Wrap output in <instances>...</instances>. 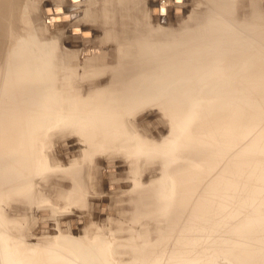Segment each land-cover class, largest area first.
<instances>
[{"label": "rangeland", "instance_id": "obj_1", "mask_svg": "<svg viewBox=\"0 0 264 264\" xmlns=\"http://www.w3.org/2000/svg\"><path fill=\"white\" fill-rule=\"evenodd\" d=\"M59 1L65 6L67 13H64L63 9L60 10V6L51 5ZM91 1L93 2V0H81L78 4H70L67 0H13L10 1V8H13L8 10L9 13L3 12L0 16V18H4L5 16L11 17L10 20H6L5 18L4 27L0 29V113H5V116L1 117V121L4 122V125H2L3 122L0 121V171L3 173V167L7 165L13 173L15 172L14 175H16L13 181H4L3 177H0V231L6 235L5 238H7L8 248H14L13 250L10 248L12 251L9 250L7 246H5V242L4 247L7 250L5 249L4 252L7 251L9 255V251L12 252V255L16 256V264H21V260L22 264H25L24 259L27 257V260L34 259L36 258L35 256H37V259H40L38 257L44 258V256L47 258L49 256L48 252L54 253L57 249L61 252L59 253L60 256L62 255L64 256L62 258H65V262L61 259L59 260V264H110L108 262L109 259L105 258V256L100 257L96 252H90L92 251L91 244L93 243H107L109 246H105H107L106 251L110 259L113 260L114 263L117 261L120 262V264H125L126 258H130L132 254L138 253L141 255L143 253V245L148 246V248L155 246L156 249L159 250V247H163L165 244L164 250L160 249L165 252L167 250L166 245H169V241H167L168 233L166 235L164 234V228L168 227L167 223L169 220L173 222L177 220L183 222L186 220L185 218L188 217L186 207L177 205L180 193L175 184L177 180L173 178V174L169 173L168 176H171V178H168V180L170 179L169 181L172 182L175 180L171 184H168L167 177H165L166 180L162 182L160 188L156 186L155 182L161 177L168 175L167 170L170 169L169 165L172 167L171 165L175 164V167L179 163L186 164V160L188 159L181 156L173 157L172 159L169 156L170 154H168L171 159L166 161V163H168L166 164L160 158L161 155L158 152L137 155L135 150H133L134 141L125 136L120 137L121 139L115 140L114 142L113 140H111V142L94 141L91 138L81 136L80 132L71 124L72 118L70 115L73 114L74 111L75 113H80L79 108L82 112H86L89 115L92 114V111L96 112L100 109L105 110V108H103L105 105L99 103V101L104 98V93L96 96V94L91 92V90L94 91L92 88L94 87L93 79L104 77L107 73L106 70H113V67L120 69L126 64L132 67L131 63L134 57L129 52L124 54L123 51L127 45L124 44L123 40H117L116 38L118 36L116 29H118V26H121L122 21H119L117 26L115 23L111 24L115 27L113 33H105L110 24L103 23V19L96 16L99 13L100 16H102L101 12L98 10H96L99 12L97 14L93 12L96 8H99L103 0H96L99 5L96 7L90 5ZM110 1L116 0H109V2ZM118 1L119 0H117V2ZM160 1H162V4L159 5L160 7L165 5L163 0H123L132 13H134V11L137 13L136 16L140 24V29H144L145 33H141L146 36L144 35V38H139L140 40H137V42H145L153 35V38L160 41L161 46L163 45L165 49H167L166 47L168 44L172 45L173 50L162 51L160 49L156 51V54L159 55L156 56L159 58L156 62L160 63V61H162L161 66L170 63L171 53L178 50V46L183 48L182 42L185 40L188 41L187 46L190 45V47L186 49L184 56L182 54V61L177 62L183 63V60L184 62L189 61L191 65L188 70H191L190 72L193 73V70L197 68L196 66L199 67V61L209 66L211 63L207 64L206 61L211 60L212 56L217 53L212 49V47H215L217 41V37L214 34L215 30L211 27L216 23L214 21L216 20L217 23L221 21L222 25L224 24L223 26L229 28L228 30H224L223 33L229 30H233L232 32L235 31V34L229 35V37L221 40L230 43L232 47L235 46L234 50L236 48L240 50L241 48L242 52L240 51L234 60L235 65H230V70H228L229 73L223 72V77H221V75L213 78V82L209 76L203 77L200 80L202 85H205L206 88L213 86L214 82L218 83L219 80H223V85L227 87L228 84L229 87L231 84L237 86L234 92L235 96L237 95V103L234 104L236 108V118L234 122V127L236 128L234 135L237 140L236 157L238 163H241L239 174L235 180L237 183L238 196L234 210H229L228 208L232 203L224 205L217 204L216 202L210 203L211 211L207 216L213 223L209 224L207 227V233L210 235V233L215 232V228L219 227L218 224L222 222V219L218 221V218L227 219L225 222L230 220L237 221L236 227L242 228L244 225L246 226V223H248L250 219L254 220L256 217L260 219V216H263L261 220L257 218L258 220L256 221L255 219L254 221L260 225H264V193L261 194L264 192V0H184L183 13L180 7H173L172 10L169 9L168 13H166L162 8L156 9V6L154 8L152 7V14L155 13L153 11L158 10L160 16H154L157 15L156 13L150 16L148 7ZM174 1L181 2L182 0H172L168 3ZM7 2L8 0H5V5H7ZM215 2L217 3L216 5H218L219 2H225L223 4L228 10L223 6L224 9L221 7V10L226 12L221 11L217 8L219 6H216ZM86 3L88 4L87 6ZM113 3L115 4L116 2ZM43 4H47L44 6L43 10L44 15L48 17L42 14L41 6ZM84 8L87 10L85 11ZM214 9L218 12H215ZM86 12H88V14L85 16ZM176 12L178 14L180 13L179 16L174 14ZM70 14L72 18L71 21H69ZM212 15H216L218 19H215L216 16L214 18ZM94 17L97 20L96 25L94 24L97 26L96 28L92 25L95 23V21H93V19H95ZM57 18L61 22L69 21V23L63 24V26L62 24L55 23L54 25L53 22H49L50 19L58 22ZM224 22L229 24V26L225 25ZM76 23L83 28H89L90 26L91 29L89 30L91 32L88 29L80 31V28L76 30V27H70L71 24ZM68 29L72 32H69ZM3 30H6L5 34L1 33ZM77 32L86 35L89 34V37L94 35V37L93 39L82 40V38L77 35ZM201 35L203 38L201 39L203 45L198 43V47L200 46L199 48H191V45L196 42L195 40ZM232 36H234L236 40H234ZM229 38L233 40V42H229ZM226 39L227 41H225ZM141 40L143 41L141 42ZM21 42L25 43L22 48L26 55H32L43 48L49 50L48 54L42 52L37 54L36 58L40 59L43 65L51 67L57 77V83L59 82L58 85L61 81V85L64 82L63 85L65 88H63L62 85V87L58 86L59 89H57L63 91V95L66 99L63 101L48 102L42 105L38 102H31L28 96L22 97V92H20L21 89L17 85L12 86V90L7 93L4 92L6 84L8 83V78L11 76L9 70L13 69L11 66V50L18 44H21ZM86 43L87 45H85ZM102 45L106 48H101ZM26 46L28 48H26ZM37 47H39V50ZM97 47H99L100 50L102 49L100 54L99 48L96 51ZM90 48H92L91 52L94 50L92 52L94 54L99 51L97 53L99 55L96 56V54L94 56L95 58L89 56L88 53ZM130 48L133 49V46H130ZM245 48H247L246 52ZM234 50H230L227 54L232 56L231 54L236 53ZM88 57H90L89 60ZM117 57L121 58L119 63L115 62ZM176 57L180 59L177 55ZM91 58H93V60ZM196 59L198 60L195 61ZM227 60L228 59L223 56L220 63L223 64L225 62L226 64ZM105 61H109L106 67L102 64V62ZM204 73L208 75L207 72ZM12 74L14 73L12 72ZM37 75H41V72H37L35 76ZM225 77L227 80H233L229 82ZM82 78H84V81ZM105 78L107 77L105 76ZM88 79L90 81H88ZM214 79L216 80L214 81ZM225 81H227V84ZM71 82L72 85H70ZM76 85L78 87H76ZM83 85L88 88V90ZM73 87H76V89ZM206 88L201 87L200 90L202 91H200L197 96V98H200L197 100L195 99V101L192 100V106L195 107L198 101H200L199 104L201 103L204 105L202 106L204 110L200 115H191L192 120H190V123H197L198 121L208 122L214 115L229 118V114H221L223 110L219 108L222 103V96H217L216 100L213 102L212 96L214 93H208L209 90ZM85 91L87 94H84ZM202 93L206 94L204 98H202ZM77 94L83 95L82 97L78 95V97ZM105 94L107 96L109 93ZM224 94L226 95L225 92ZM35 95L38 100L43 98V94L40 92ZM111 97L112 95L108 97L112 102H110V104H116L113 103L114 100L112 101ZM81 99H86V103H96V106L94 104L95 107L93 105L84 106L85 102H81ZM41 102L43 103V101ZM227 105L228 108L231 107V105ZM74 106L77 107L75 108ZM116 107L115 109H117ZM139 109L146 113L139 115L140 117H137V120L140 122V120H143L146 116L149 117V123H143L141 126L144 127L138 126L140 129H143V132H137L134 137L136 141H144L147 144L155 143L160 145L162 142V144H165V140H169L172 136V125L167 112L164 111L162 106H158L151 101L142 103ZM15 112L21 113L18 125L23 128L26 121L31 118V116H34L32 120L34 125L32 123L33 126H26V128L30 127L29 130L31 134L29 137L19 128L12 130L11 128H14L13 125L8 126L9 122L5 121L8 117V113L13 114ZM161 114L165 118H163L165 121L168 120L167 122L162 120ZM156 118H161L159 120L160 123H158ZM161 120L164 121L166 125L164 123H162V125ZM145 124L148 125L146 126ZM246 127L250 129L248 130ZM148 132L150 135L146 134ZM64 137L67 138V142L63 139L60 141L58 140ZM209 139L213 142L209 141ZM216 139V136L210 137L208 134L204 139L206 141H204L206 149H212L214 147L210 151L206 150V157L212 163L219 159L217 157L223 156L221 154L223 151L220 149V145ZM97 142L101 143L97 144ZM123 144H128V147H125ZM17 147H20L22 150L21 160H18L20 158L14 157L13 155L20 153ZM57 148H61L60 151H58ZM180 152L182 151L178 150L177 154H180ZM108 157L114 158L109 161L105 160ZM70 158H72V160H70ZM35 161H39L43 166L40 167ZM103 166H105V171L110 175H103ZM192 168L196 169V166ZM216 168V163H213L212 166L207 163L204 165L206 175L204 177L205 185H209L208 187L210 188L212 185V177L214 178L217 177V175H221ZM72 169L80 171L78 173L79 176L69 177L66 175L67 171L73 172L74 170ZM247 170H249L248 173H246ZM194 171H197V169ZM113 179L116 181L115 183H108ZM222 180L224 181L223 178ZM218 184L220 185L221 182L219 181ZM175 185L177 189H175ZM169 186L172 188V191ZM252 187H254V189ZM73 188L75 190H71ZM79 190L81 193H78ZM69 191L70 193L68 194ZM253 191L254 195H252ZM210 192L212 193L213 191ZM74 194H76L75 198L73 197ZM68 195H71L70 198ZM262 195L263 197H261ZM66 196H68V198ZM175 201H177V203ZM169 203L172 204L171 207ZM255 203L257 204L255 205ZM253 204L255 206H253ZM176 207L180 208L176 209ZM37 208L38 211L36 210ZM172 209H176L172 211L176 212L173 214V217L171 216L172 213H170ZM52 211H54V213ZM46 216L48 222H42V218L46 219ZM119 216L121 217L119 218ZM115 218L118 219L115 220ZM123 218L126 220L124 221ZM118 220H120L119 223ZM115 221H117V223H115ZM66 222H68L69 225L68 223L66 224ZM122 223L125 228H121ZM127 223L129 224L128 226ZM242 223H244V225H242ZM257 223L256 226H258ZM115 225L120 229L117 230ZM110 227H112V230ZM225 228H229L228 225L225 226ZM249 231L250 234L246 233L245 235H241L237 243L233 246L229 238L224 237V233L222 235H216V237L218 236V242H221L222 246H215L217 242L215 241V236L212 234V237L208 238L206 240L207 242L204 243V248L201 252L202 255L194 258L196 259L194 264H220V260L221 264H236L237 262H241V260H236L232 257L233 255L230 251H232L234 247L238 250L251 248L252 229ZM135 241L138 246L136 248L132 246ZM263 245L264 241L255 243V246H257V248L259 247V250H264V248L260 249ZM0 251L3 252L1 243ZM15 251L26 253L24 255L23 253H18L21 257L23 256L21 258L18 257L19 255L16 254ZM211 253L213 255H211ZM263 253L262 257L259 256L262 261L259 260L256 263H252L251 259L250 264H264ZM225 254H227V256ZM24 256L27 257L25 258ZM228 257L229 260L235 259L236 261L233 260L235 261L233 262L230 260L231 263L228 261ZM120 259L124 260L119 261Z\"/></svg>", "mask_w": 264, "mask_h": 264}, {"label": "bare ground", "instance_id": "obj_2", "mask_svg": "<svg viewBox=\"0 0 264 264\" xmlns=\"http://www.w3.org/2000/svg\"><path fill=\"white\" fill-rule=\"evenodd\" d=\"M10 1H13V0H8L7 5H5V0H0V16L3 14V12L9 13L8 10L13 8V7L10 8L11 7ZM67 1L70 4H78L79 2H81V0H77V1L67 0ZM170 1H172V0H163V3L165 5H162L161 7L159 5L162 4V1H160L156 4L150 5L148 7L149 15L151 16V15L156 13L157 15H154V16H158V17L160 16L159 15L160 13L158 12V10L153 11L155 13L152 14V7L154 8L156 6H157L156 9L162 8V10L164 9V11H166V13H168L169 9L172 10L173 7H177V8L180 7V9L183 13V9H184L183 8V2H184V0H182L181 2L174 1L176 3H174V2L168 3ZM218 1H217V3H218ZM113 2H116V3L114 4ZM87 3H86V6L88 5ZM217 3L215 2V5ZM221 3L219 2V4L221 6L219 4L216 5V6H219L217 8H219L220 10L222 9L221 7L224 6L223 3H225V2H223L222 4ZM12 5H15V4H12ZM46 5L47 4H43L41 6L43 15H44L43 8ZM51 5L60 6L59 9L60 10L63 9V12L67 13L65 10V6H63L61 1L54 3V4H51ZM90 5L96 7L98 5V2L96 0H93V2L92 1L90 2ZM215 5H214V7H215ZM91 6H90V9H91ZM6 7H7V9H6ZM224 7H223V9H224ZM86 8H88V7H86ZM99 8H96V9L94 8L95 10L94 9H92V10H94L93 12L95 14L101 12L102 16H100V13L97 14L96 16H98L99 18H102L103 23H109L110 24L108 26V30L103 28L104 30H106L105 33H113L115 31V27L112 26L111 24L115 23L117 26L118 22L122 21L121 26H118V29H116V32H118V36L116 38H117V40L118 39L123 40L124 44L127 45L123 51L124 54L129 52L130 54H132V56H134L132 59L133 62L131 63L132 67L128 66L127 64L122 66L120 69L113 67L112 68L113 70H111V69L106 70L107 73L105 76L107 78H105V76H104L102 78L93 79L94 87H92V88L94 89V91L91 90L92 93L96 94V96L99 94H102V93H104V95L106 96L105 93H107V94L109 93L106 97L104 96V98H102L99 101L100 104L105 105V107L103 106V108H105V110L100 109L96 112L92 111V114L89 115L86 112H82L81 109L79 108L80 113H75V111H74L73 114L70 115V117L72 118V121H71L72 123L71 122L70 123L73 124L74 127L80 132L81 136L91 138L94 141H101V142L102 141H105V142L110 141L111 142V140H113V142H114L115 140L121 139L120 137L125 136L126 138H129L132 141H134L133 150H135L137 155H141V154L144 155V154H151L152 152H158L161 155L160 158L164 161V163H166V161H168L171 158L173 159V157L175 158V157L181 156L183 158L188 159V160H186V162L188 164L187 163L186 164L179 163L175 167H174L175 164L171 165L172 167H170V165H169L170 169L167 170L168 175L163 176L160 179L155 181L156 186L158 188H160V186L162 185V182H165L166 179L168 181V184H171L172 182L177 180V182L175 184L178 187V191H179L180 195L178 193L177 194L180 197L178 198L179 200H177L178 203H177V201H175V202L177 203L178 206L181 205V207L182 206L186 207L188 217L185 218L186 220H184L183 222L182 221L180 222L179 220H177L175 222H173L172 220H169V222L167 223L168 227L164 228V234L166 235L168 233V236H167L168 240L167 241H169V243H168L169 245H166L167 250L165 252L160 250V249L164 250L165 244L163 247L160 246L159 250H157L155 246L148 248V246L143 245L142 246L143 253L142 254L140 253L141 255H139L138 253L132 254L130 256V258H126L125 264H194V261H196V259H194V258L202 255L201 252L203 251L204 243L207 242L206 240L208 238L212 237V234L215 236V241L217 242V243H215V246H217V247L222 246L221 245L222 243L218 242V240H217L218 236L216 237V235H219V234L222 235L223 233L225 235L224 236L225 238H229V241H230L231 245L233 246L235 243H237V241L239 240L241 235H245L246 233L250 234V231H249L250 229H252V246H251V248L244 249V250H242V249L238 250L236 247H234V249L230 252L233 255L232 257H234L236 260L237 259L241 260V262H237L238 264H250L251 259H252V263H254V262L256 263L259 260L262 261V259L259 256L262 257V253L264 250H259V247L257 248V246H255V243H259V242L264 241V225L263 224L260 225L254 221L255 219L257 221L259 219L258 217L255 216L256 218L254 220L250 219V221L248 223H246V226L244 225V223H242V225H244V227H242V228L236 227L237 221L230 220L228 222H225L227 219L218 218L217 219L218 221H220L222 219V222L218 224L219 227L215 228L214 229L215 232L210 233V235H208V233H207V227L209 226V224L213 223L210 221V219L207 216V214L211 211V208L209 205L210 203L216 202L217 204H222V205L227 204V203L228 204L232 203L231 206L228 208H229V210H234V206H235V203L237 202V196H238L237 185H236L237 183L235 182V180L239 174V169L241 168L240 167L241 163H238V159L236 157L237 140H236L235 135H234L235 128H236V127H234L235 126L234 122H235V118H236V114H235L236 108H235L234 104L237 103V99H236L237 95L235 96L234 92H235V90H236L235 88L237 86H233L231 84L232 87L231 86L229 87V84H228V87H227L226 85H223L224 84L222 82L223 80L220 81L218 79L219 80V82L217 81L218 83L214 82L213 86L206 88L205 85H202V82L200 80L203 77L209 76L211 78V81H212L213 78L219 77L222 74H224L223 72L229 73L228 70H230V65H235L234 60L236 59V56H238V54L240 53L241 48H240V50H239V48L238 49L236 48L237 50L236 49L234 50L235 46L232 47L230 43H226V42L221 41V40H223V38H227V37H229V35L235 34V31L232 32L233 30L232 31L229 30V31L223 33L224 30H228L229 28L226 26H223L224 24L222 25L221 21L218 20L219 23H217V21L215 20L214 22H216L217 24L215 23L211 27H212V29L215 30L214 34L217 37V41H216L215 47H212V49H214L217 53L214 56H212L211 60L206 61L207 64L211 63L209 66H206V64L204 62L199 61V63H198L199 67L196 66L197 68H195L193 70L194 71V73H193V72H190L191 70L190 71L188 70V68H190V65H191L189 63V61L184 62V60H183V63L177 62V61H182V59H181L182 54L184 56L186 49H188L190 47V45L187 46V44H188L187 40L182 42V44L184 46L183 48L178 46L179 49L174 51V53H171L170 63L165 64V66L164 65L161 66L162 61H160V63L156 62L159 59L158 57H156L158 55V54H156L157 53L156 51H158L160 49L162 51L163 50H173L171 44H168V46L166 47L167 49H165V47L163 45L161 46L160 41H158L157 39H154L153 35H151L150 33L149 34L151 36H150V38H148V40H146L145 42L143 40H141V42L143 41L142 43H140V41L137 42V40H140L141 37H143L145 35V34L142 35V33H141V32H144V29H140V24H139V22L137 20V16H136L137 13L135 11H134V13H132L130 11V9L128 8V5L125 4L123 2V0H119L118 2H117V0L112 1V2L111 1L109 2V0L108 1L103 0L102 4H100ZM217 8H215V9H217ZM90 9H89V11H90ZM215 9H214V11L218 12ZM225 9H226V7H225ZM86 10L87 9H85V11ZM96 10H98L99 12ZM226 10H228V9H226ZM221 11H224V10H221ZM215 12H214V14H215ZM224 12H226V11H224ZM61 14H62V12H61ZM87 14H88V12H86L85 16ZM174 14L179 16L180 13L178 14L176 12ZM4 15H3V17H4ZM215 16H213V17L215 18ZM45 17H48V16H45ZM57 17L59 18L60 16H57ZM88 17H90V16H88ZM5 18H6V20L11 19V17H7V16H5L4 18H0V29L4 27ZM215 19H218V17L216 16ZM52 20L53 19H50L49 22H51V23L53 22L54 25H55V23L65 25L66 23H69V21H71L72 18H71V14H70L69 21H62L61 22L58 19L57 20L58 22H56V21H52ZM93 21H95V23H93L92 25L95 26L96 22H97L96 18L93 19ZM93 21H91V22H93ZM229 24L225 23V25H228V26H229ZM70 27H76L75 28L76 30H78L80 28V31H83L84 29H88V30L91 29L90 26H89V28H83V27L79 26V24H77V23L71 24ZM96 27L97 26H95L94 28H96ZM6 29H7V27H6ZM5 31L3 30L1 33L5 34ZM68 31L72 32L69 29H68ZM74 34H76V33H74ZM152 34H154V33H152ZM77 35L80 38H82V40L93 39V37H94V35L89 37L88 36L89 34L86 35V34H83L81 32H79ZM105 36H106V34H105ZM83 38H85V39H83ZM232 38L234 40H236L234 38V36H232ZM201 39H203L202 35L199 36L197 38V40H195L196 42H194L191 45V48H193V49L199 48L200 46L198 47V43L203 45V42L201 41ZM114 40H116V39H114ZM225 41H227V39ZM231 41L233 42V40H230V38H229V42H231ZM87 43L85 45H87ZM24 44L25 43L21 42V44H18L15 48H13L11 50V53H10V55H11V66L13 67V69L9 70L11 76H10V78H8V83L6 84L5 91L4 90L3 91L5 93H7L8 91L12 90V88H11L12 86L17 85L21 89L20 92H22V95H21L22 97L28 96V98H30L31 102H34V103L38 102V103H41L42 105H44L48 102H57L59 100L63 101L64 99H66L63 95V91L58 90L59 89L58 86L62 87L64 82L61 85L62 81L58 80V81H61L60 84L58 85L59 82L57 83V81H56L57 77L55 76V72L51 69V67L48 65H43L41 63L40 59L36 58L37 54H40L42 52L48 54L49 50H46L43 48L40 51L33 53L32 55H26L24 49L22 48V46ZM232 45H233V43H232ZM92 46H93V44H92ZM130 46H133V49H131ZM160 46H161V48H160ZM104 47L102 45L101 48H104ZM106 47H107V45H106ZM26 48H28V47L26 46ZM38 48L39 47H37V49ZM98 48L99 47H97L96 51L98 50ZM129 48H130V50H129ZM228 49H230L231 51L234 50V51H236V53L234 52L235 54H231L232 56H229L227 54V52H229L230 50H228ZM91 50H92V48L89 49L88 54H89V56L94 57L99 51H100L99 52V54H100L102 49L100 50V48H99V51L97 53L95 52V54L92 53L94 50L92 52H91ZM246 51H247V48H245V52ZM107 53H108V50H107ZM99 54H97L96 56H98ZM150 55H152V56H150ZM176 55L180 59H177ZM223 56L228 59L226 61V64H225V62L223 64L220 63V60L223 58ZM86 57H87V55H86ZM89 58L90 57H88V60H89ZM91 59L93 60V58H91ZM197 60L198 59H196L195 61H197ZM101 61H102V59H101ZM119 61H121V58L117 57L115 62L119 63ZM107 63H109V61L102 62V64L105 65V67H106ZM39 71L41 72V75L35 76V74ZM12 72L14 74H12ZM204 72H207L208 75ZM85 73H83V74H85ZM221 77H223V75ZM83 79L84 78H82V80ZM80 80H81V78H80ZM215 80L216 79H214V81ZM226 80H227V78H226ZM228 80L230 82V80H233V79H228ZM88 81H90V80L88 79ZM227 81H225L226 84H227ZM234 82H235V80H234ZM234 82H232V83H234ZM73 84H75V83H73ZM70 85H72V82ZM77 85H76V87H78ZM73 86H75V85H73ZM76 87H73V88L76 89ZM201 87H204L207 90H209L208 93H214L212 96L213 102L216 100L217 96H222V100H221L222 103L219 106V108L223 110L221 112V114L227 113V114H229V118L219 117L220 115H218V116L214 115L213 118L211 120H209L208 122L198 121L197 123H190V120H192L191 115H194V114L200 115L204 110V108L202 107L204 105H202L201 103L199 104L200 101H198V103H197V105H195V107L192 106V104H191L192 100L195 101V99L197 100L200 98V97L197 98V96H198L199 92L202 91V90H200ZM63 88H65L64 85H63ZM86 89L88 90V88H86ZM39 92L43 94V98L38 100V98L35 97L36 96L35 94H37ZM224 92L226 93V95L224 94ZM85 93L87 94L86 91L84 92V94ZM78 95L79 94H77V96ZM82 95L83 94H80L79 96L82 97ZM110 95H112V97H111L112 99L111 98L110 99L112 101L114 100L115 102L113 101V103H116L118 106L116 104H110L111 101L108 98ZM205 95H206L205 93H202V98H204ZM92 98H93V96H92ZM77 100H78V98H77ZM81 100H82L81 102H85L86 99H81ZM41 101H43V103ZM148 101H151L158 106H162L164 111H166L170 117V121H171V125H172V127H171L172 136L169 140H165L166 141L165 144H162L163 142L161 143L162 145L161 144L158 145L155 143L147 144L144 141L143 142L136 141V139L134 138L136 136L137 132H139V131L143 132V129H140L139 127H144L141 125L145 122H148V120H149V117H146L145 115H144L145 118L143 120H140V122L137 120V117H140L139 115L146 113V112L140 110L139 107L141 106L142 103H145ZM93 104L85 102L84 106H91ZM227 104L231 105V107L228 108ZM80 105H82V104H80ZM94 105L96 106V103ZM77 106H74V107L76 108ZM115 107L117 109H115ZM7 115H8V117L5 119V121L9 122L8 126L13 125L14 128H11L12 130H15L18 128L21 129V131L25 132L24 134H26L29 137V135L31 134L30 130H29L30 127L26 128V126L32 125V123H33L32 120H33L34 116H31V118H29L26 121V123L23 125L24 126V128H23V127H20V125H18L20 117H21V113L15 112L13 114L8 113ZM2 116H5L4 112L0 113V121H1ZM161 116H162V120H164L165 118L163 117L162 114H161ZM156 119L158 120V123H160L159 120L161 118L160 119L156 118ZM164 121H162L161 124L164 123L166 125L165 122H167L168 120H166L165 122ZM1 122H3V121H1ZM187 122H188V124H187ZM2 125H4V122ZM33 125H34V123H33ZM0 127H1V124H0ZM246 128L248 130L250 129L249 127H246ZM153 130H155V129H153ZM146 134H149V132ZM207 134L210 137H215V136L217 137L216 140L220 145V149L223 151L221 153L223 156L217 157L219 159L216 160V162H213V163H216V165H217L216 169L218 170V173L221 174V175H217V177H214V178L212 177L211 188H213V189L208 187L209 185L206 186L205 185L206 183L204 181L205 180L204 177L206 176L204 165L206 163L210 166L213 165V163L210 162L208 160V158L206 157V150L210 151L214 148L213 147L212 149L211 148L209 149L207 146L208 149H206V147L204 145V143L206 141L204 139H205V136ZM149 135H148V137H149ZM62 139L66 140V142H67V138H65V137L58 139V140L60 141ZM206 139H207V137H206ZM19 140H21V139H19ZM209 141H212V140L209 139ZM101 142H97V144L101 143ZM67 146L69 148L68 144H67ZM124 146L128 147V144H125ZM60 149L61 148H57L58 151H60ZM2 150H4V149H2ZM18 150H20V153L19 154L16 153L13 155H14V157L20 158L18 160H21V158H22L21 151L22 150L20 147L18 148ZM133 150H132V152H133ZM178 150L182 151V152H180V154H177ZM70 153H71V151H70ZM168 154H170L169 156L171 158L168 156ZM113 158L114 157H108L105 160L109 161L110 159L113 160ZM70 160H72V158H70ZM39 161L38 162L35 161V163L37 165H40V167L43 166L42 163H39ZM104 161H103V163H104ZM208 161H209V163H208ZM11 164H12V162H11ZM166 164H168V163H166ZM194 166H196L197 171H194L196 169L192 168ZM104 167L105 166H103V171H102L103 175H110L109 173H107L105 171ZM3 168H4L3 173H1L2 171H0V177H3L4 181H8V180L13 181V178L16 176V175H14L15 172L13 173V171H11L10 167H8L7 165L4 166ZM72 170H74V169H72ZM79 172L80 171H77V170L76 171L74 170L73 172L67 171L66 175H68L69 177L70 176H72V177L76 176L77 177V176H79V174H78ZM248 172H249V170L246 171V173H248ZM169 173L173 174L172 176H173V178H175V180L172 182L169 181L170 179L168 180V178H171V176L168 177ZM111 176H113V175H111ZM165 177H167V178L165 179ZM222 178L224 179V181L222 180ZM115 180H116V178H115ZM219 181L221 182L220 185L218 184ZM115 182L116 181H114V179H113L112 181H109L108 183H115ZM176 185H175V189H177ZM254 187H252V188L254 189ZM74 188L71 190H75ZM170 190L172 191V188ZM209 190L213 191V192L211 193ZM112 191H114V190H112ZM69 193H70V191L68 192V194ZM78 193H81V191L79 190ZM263 193L264 192H262L261 194H263ZM75 195L76 194L73 195L74 198L76 197ZM169 195H170V193H169ZM252 195H254V191H253ZM68 196H66V197L68 198ZM70 196H69V198H70ZM261 197H263V195ZM67 198H66V200H67ZM176 199H177V197H176ZM9 201H11V200H9ZM69 201H70V199H69ZM169 204L171 207L172 204L171 203H169ZM173 204H174V202H173ZM256 204L257 203H255V205ZM255 205L253 204V206H255ZM174 206H173V208H174ZM38 208H40V207H38ZM38 208L36 209L37 211H38ZM103 208H104V206H103ZM177 208H180V207H176V209ZM40 209H42V208H40ZM106 209H107V207H106ZM47 210H49V209H47ZM175 210H173V209L170 210V213H172V215H171L172 217H173V214L176 213V212H172V211H175ZM221 210H222V208H221ZM37 211H36V213H37ZM54 211H52V212L54 213ZM39 212H40V210H39ZM42 212H43V210H42ZM101 214H103V213H101ZM48 215H49V213H48ZM43 217H45V216H43ZM120 217L121 216H119V218ZM260 217L261 218L259 220H261L263 216H260ZM117 219L115 218V220H117ZM0 220H1V218H0ZM125 220L126 219H124V221ZM41 221L42 222H46V221L48 222L47 216H46V219L42 218ZM119 221L120 220H118V223H119ZM121 222H122V220H121ZM67 223L68 222H66V224ZM115 223H117V221H115ZM123 223L121 224L122 225L121 228H125ZM256 223L258 226H256ZM262 223H263V221H262ZM84 224H86V223H84ZM68 225H69V223H68ZM113 225H114V223H113ZM128 225L129 224L127 223V226ZM227 225L229 228H225V226H227ZM115 226L117 227V225H115ZM97 227H98V225H97ZM111 228L112 227H110V229ZM243 228H245V229H243ZM37 229H38V227H37ZM119 229L117 227V230H119ZM113 230H114V228H113ZM115 232H117V231H115ZM81 233H83V232H81ZM5 236L6 235L0 231V243H1L2 250H3V252L0 251V264H14V262L16 261V256H13L12 252H10V251H9L10 255L7 254L8 253L7 251L4 252L6 249L4 247L5 242H6L5 246H7V241H6L7 238H5ZM167 241H166V243H167ZM105 245H108V244L107 243L106 244L105 243L104 244H101V243L94 244L93 243V244H91V247H92L91 250L92 251H90V252H96V254L99 255L100 257L105 256V258L109 259L108 262L110 264H120V262L116 261L114 263V261L110 259L109 255L106 251L107 246H105ZM231 245H230V247H231ZM132 246H134L135 248L138 247L136 241L133 242ZM7 248H8V246H7ZM10 248L12 249V247H9L8 249L11 250ZM261 248H264V245L262 247H260V249ZM50 250H52V249H50ZM57 252H58V254L61 253L57 249V251H55L54 253L48 252L49 256L47 255L48 256L47 258H46V256H44V258L38 257L40 259H37V256H35L36 258H34V259L30 258L31 260H27L28 255L26 254L27 258L24 256L26 258V259H24V263L25 264H59V262H60L59 260L63 259L62 257H64V256H62V255L60 256V254L58 255ZM15 253L18 254L19 252L15 251ZM22 253L23 252H21L19 254H22ZM25 253H23V255ZM215 253H217V252H215ZM221 253H223V252H221ZM211 255H213V254L211 253ZM225 255L227 256V254H225ZM263 256H264V253H263ZM18 257H21V256L19 255ZM64 259H63V261H64ZM207 259H208V257H207ZM209 259H211V258H209ZM235 259H233V260H235ZM25 260H26V262H25ZM122 260H124V259H120L119 261H122ZM230 260L228 257V261H230ZM233 260H231V261H233ZM235 261H233V262H235ZM16 262H15V264H16ZM18 262H20V261H18ZM216 262H217V260H216ZM20 263L22 264V260ZM66 263H68V262H66ZM219 263L221 264V260Z\"/></svg>", "mask_w": 264, "mask_h": 264}]
</instances>
